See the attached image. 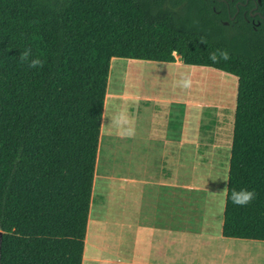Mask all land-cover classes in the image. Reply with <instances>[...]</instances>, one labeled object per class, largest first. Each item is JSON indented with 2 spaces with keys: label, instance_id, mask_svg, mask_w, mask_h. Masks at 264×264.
I'll return each instance as SVG.
<instances>
[{
  "label": "trees",
  "instance_id": "1",
  "mask_svg": "<svg viewBox=\"0 0 264 264\" xmlns=\"http://www.w3.org/2000/svg\"><path fill=\"white\" fill-rule=\"evenodd\" d=\"M175 56L237 79L221 235L264 242V0H0V264H81L110 62Z\"/></svg>",
  "mask_w": 264,
  "mask_h": 264
},
{
  "label": "crops",
  "instance_id": "2",
  "mask_svg": "<svg viewBox=\"0 0 264 264\" xmlns=\"http://www.w3.org/2000/svg\"><path fill=\"white\" fill-rule=\"evenodd\" d=\"M167 64L175 67L169 72L163 71L169 75L185 70L179 68L184 64L178 56H175V62ZM151 68L154 67L146 71L154 72ZM139 72L145 70L142 68ZM109 79L101 126L108 121L103 143L108 155L113 158L110 160L112 165L114 158L119 157V174H116L115 165L113 170H107L108 189L101 196L103 207H99L102 212L100 215L97 213L93 221L90 218L91 192L85 234L88 247L84 240L81 264H176V182L186 168V156L189 158L190 179L193 139L190 124L186 128L183 112H180L182 120L178 122L173 105L182 109L186 107V102L146 97L142 92L128 90L125 86L119 93H112L109 92ZM115 100L119 103L113 106ZM101 135L100 128L98 148ZM133 158L139 163L140 172L136 179L131 178L129 172ZM133 182L140 189L135 214L130 200L120 198L116 202L111 195L115 185L118 184L120 192L124 193ZM96 228H101L99 247L93 245ZM116 236L119 238L117 242L113 239ZM235 241L244 240L224 238L221 230L220 234L200 230L195 244L191 242L189 247H185L184 264H235V253L241 247L235 245Z\"/></svg>",
  "mask_w": 264,
  "mask_h": 264
},
{
  "label": "rangeland",
  "instance_id": "3",
  "mask_svg": "<svg viewBox=\"0 0 264 264\" xmlns=\"http://www.w3.org/2000/svg\"><path fill=\"white\" fill-rule=\"evenodd\" d=\"M151 65V66H149ZM154 67V72L146 71ZM145 72H139L140 69ZM167 63H155L141 60L114 59L110 62L109 92L119 93L123 86L128 90L136 89L146 97L168 99L173 102H186L181 109L173 105L176 116L182 120L184 114L186 128L191 126L193 139L191 173L189 179V158H185L186 168L181 178L176 182V264H184V250L195 244L194 240L200 230L220 234L224 208L226 181L230 158L234 110L236 104L237 79L229 74L205 67L183 65L185 69L178 74L169 75L174 69ZM167 71V72H163ZM187 80L188 87H183L181 81ZM108 83V81H107ZM128 85V86H126ZM115 100L114 105H118ZM108 121L101 126V141L98 148L96 176L92 192V207L90 218L93 221L96 214H101L103 196L108 189L105 176L107 170L119 174V157L114 164L110 163L112 156L108 155L103 143V132L108 131ZM110 156V157H109ZM139 163L133 158L129 170L131 178L136 179ZM179 175V174H178ZM110 193V190H109ZM111 195L116 199L130 200L132 212L136 213L137 202L140 199L139 186L133 182L128 191L120 192L118 184L114 186ZM99 200V202H98ZM171 201V196H170ZM113 204V203H111ZM171 209V202L169 203ZM118 213V210L116 211ZM116 231H118L116 229ZM101 228L93 232V245L101 243ZM116 242L118 236L113 238ZM85 244L88 247L86 238ZM92 244V243H91ZM240 245L235 253V264H264V242L235 241ZM96 250V249H95ZM236 251V250H235ZM97 254L98 250L95 251ZM118 257V254H116Z\"/></svg>",
  "mask_w": 264,
  "mask_h": 264
},
{
  "label": "clouds",
  "instance_id": "4",
  "mask_svg": "<svg viewBox=\"0 0 264 264\" xmlns=\"http://www.w3.org/2000/svg\"><path fill=\"white\" fill-rule=\"evenodd\" d=\"M209 59L214 63H218L221 60L228 61L230 59V54L227 50H217L209 55ZM20 61L27 64L30 69L42 68L44 65V61L40 57L34 56L31 48H25L21 52ZM181 85L183 87H188L189 82L187 80H183L181 81ZM118 119L119 118H117V122ZM255 198V191L248 190L246 188H242L240 190L232 189L230 194L232 203L241 207L251 204Z\"/></svg>",
  "mask_w": 264,
  "mask_h": 264
}]
</instances>
